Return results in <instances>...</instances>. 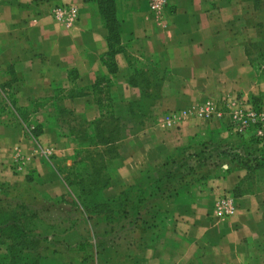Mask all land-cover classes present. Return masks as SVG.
<instances>
[{
	"label": "crops",
	"instance_id": "crops-1",
	"mask_svg": "<svg viewBox=\"0 0 264 264\" xmlns=\"http://www.w3.org/2000/svg\"><path fill=\"white\" fill-rule=\"evenodd\" d=\"M108 1L0 0V180L33 185L39 196L67 195L50 158L70 164L79 146L96 137L109 104L121 128V165L102 192L113 200L136 184L145 166L160 165L148 174L152 179L165 175L168 157L200 131L183 119L184 111L209 98L248 101L264 94L255 65L257 53L264 59V0H168L158 15L149 0ZM56 6L77 8L73 27L53 19ZM143 103L148 121L132 115V104ZM168 113L174 119L167 128L161 119ZM258 174L253 190L239 197L234 189L248 177L243 167L212 179L210 194L194 202L148 199L138 220L116 226L95 216L79 229L94 246L93 257L85 260L66 233L58 259L264 264V170ZM223 196L232 198L233 216L220 215Z\"/></svg>",
	"mask_w": 264,
	"mask_h": 264
},
{
	"label": "rangeland",
	"instance_id": "rangeland-1",
	"mask_svg": "<svg viewBox=\"0 0 264 264\" xmlns=\"http://www.w3.org/2000/svg\"><path fill=\"white\" fill-rule=\"evenodd\" d=\"M257 56L255 65L258 66L260 76L264 77V59L261 58L263 57L261 52L257 53ZM261 77L260 79H262ZM263 101L264 97L258 98L257 102H252V98L245 101L236 96L209 98L184 111L183 119L193 122L200 128V131L190 138L191 140L184 147L186 149L184 153L179 152L180 158L186 157L188 154L191 155L188 161L185 158L180 163L184 167V171H180L175 177L164 181V185L168 184V186L174 187L178 184H183V186L186 184L184 188H187L188 191L184 190L183 192L191 198H200L212 191L210 187L212 179L226 176L223 172L226 167L233 165V169L241 168L240 158L252 160L247 156L249 153L252 156H261L264 152V121L260 122V116H264ZM135 111L137 117L147 118V121L151 119L148 115L147 103L136 104ZM172 117L173 115L166 114L161 119V123L167 127L169 119H173ZM257 141L259 143H256ZM187 146H189V150ZM118 148L121 152V146ZM99 150L105 151L104 148ZM81 151L78 149L80 155L76 156L74 163L72 161L69 164L66 161L61 162L50 158L51 163L54 168L63 164L71 170L80 162ZM106 156L108 158V155L105 154L102 162H99V171L102 175L109 176V171L117 167L119 163L110 161ZM197 160L199 161L197 162ZM158 166L160 165H155L156 168ZM155 167L153 165L145 166L142 173H149L148 170ZM181 176H185V179H182ZM247 178L249 179H246L242 184V191H251L254 188L255 175ZM147 183L146 180H142L138 186L145 188L147 195L150 192L155 194V186L147 187ZM200 185H203L202 190H200ZM35 190L33 185L21 181L0 180V208H9L18 215V221L21 224H29L27 229L40 236L42 253L58 254L60 252L58 245L62 242L60 239L63 238L64 241L62 235L67 231L70 232L69 236L65 238L71 244H76L78 240L72 238L80 236L79 229H82L85 222L88 221L87 217L81 212L80 207L73 206L79 204L74 188L69 189L67 195L57 198L39 196L34 192ZM183 192V198H185ZM137 196L136 189L129 193L132 200H136ZM223 199L232 200L227 196L220 198V200ZM85 230L87 231V229ZM47 236L48 241L46 242ZM69 238L72 240L70 241Z\"/></svg>",
	"mask_w": 264,
	"mask_h": 264
},
{
	"label": "trees",
	"instance_id": "trees-1",
	"mask_svg": "<svg viewBox=\"0 0 264 264\" xmlns=\"http://www.w3.org/2000/svg\"><path fill=\"white\" fill-rule=\"evenodd\" d=\"M108 2V4H112L114 6V0H109ZM112 5H109L111 9L113 8ZM107 24H113L111 19ZM262 97H264L263 93H260L259 97L253 96L252 102H257L258 98ZM135 105L136 104H132L133 116H135ZM109 108L110 106L108 104L106 110L107 115L104 118V121L96 127V137L92 139L91 144H89L86 148L84 145L79 146V150H82V157L76 167L70 170L67 166H63V164H61L58 168L56 166L54 168L55 172L60 176L66 187L70 190L73 188L76 190L74 191L76 192L79 204H74L73 206L76 208L80 207L81 212L85 214L88 221L92 220L93 217L98 216L104 223L116 226L119 225L125 218L138 220L141 209L148 199L158 196L163 198L165 196L172 195L177 198L178 203L194 202L197 198H191L187 193L183 192L184 190L188 191L187 188H184L186 184H184V186L183 184H178L174 187L170 185L168 186V184L164 185V181L175 177L180 171H184V167L181 166L180 163H182V160L185 158L187 161L191 158L190 154L186 157L180 158V153H184L186 150L185 148L179 149L177 153L168 157L167 161L162 166V169L166 170L163 177L158 180L152 179L148 174L153 169H149V173H142L136 184L123 191L116 199H104L102 192L110 186L111 173L121 165V155L118 148L121 139V128L117 125V120L109 111ZM35 137H37V134ZM256 143H259V141ZM101 148H104L105 151L102 152V150H99ZM187 149H189V146H187ZM105 154L108 155V158L107 156L106 158L110 161L119 163L117 167H114L109 171V176H104L99 171V162H102ZM77 155H80V153ZM76 156L73 159V163L76 161ZM247 156L252 160H244L240 158L241 164L239 165L247 170L248 177L255 175V178L257 179L259 175L258 173L264 170V152H262L259 157L256 155L252 156L250 153L247 154ZM51 159L61 162L66 161L58 159L54 156H52ZM198 161L199 160H197V162ZM231 171H233L232 166L223 170L225 174H229ZM104 177H106V179H104ZM181 177L182 179H185V176ZM32 180L33 179L31 177L26 178L27 182H31ZM142 180H146L148 182L147 187L154 185L156 193L153 194L150 192L149 195H147L145 188L138 186ZM202 188L203 185H200V190H202ZM134 189L138 192L136 200H132L129 197V193ZM182 192L185 193V198H183ZM242 194L243 191L241 190V187L237 186L234 189V196L239 197ZM186 199H188V201H186ZM156 214L157 217L159 215H164V213L161 212ZM27 226H29V224L23 225L18 221V215L12 210L9 208H0V244L5 249V253H3L0 257V264H63L62 261L58 259L57 253L41 252L40 236L35 235L34 231L27 229ZM30 227L33 228V226ZM66 233L68 237L70 232L67 231ZM86 237L80 235L72 238L78 240L76 242L77 250L79 253H84L85 260L93 257L94 249L91 242L85 239ZM72 239L69 238L70 241ZM80 239L82 240L80 241ZM45 241H48V236L45 238Z\"/></svg>",
	"mask_w": 264,
	"mask_h": 264
},
{
	"label": "built area",
	"instance_id": "built-area-1",
	"mask_svg": "<svg viewBox=\"0 0 264 264\" xmlns=\"http://www.w3.org/2000/svg\"><path fill=\"white\" fill-rule=\"evenodd\" d=\"M168 6V0H149V10L153 14H161ZM51 15L53 19L66 28L73 27L79 18V12L74 6H56L52 9ZM202 115V114H200ZM174 119V118H173ZM171 119V120H173ZM264 121V116H260V122ZM171 122L168 126H171ZM227 168V167H226ZM218 210L223 217H230L234 215L235 207L232 200L223 199L218 202Z\"/></svg>",
	"mask_w": 264,
	"mask_h": 264
}]
</instances>
